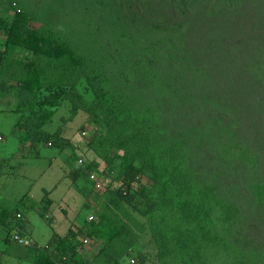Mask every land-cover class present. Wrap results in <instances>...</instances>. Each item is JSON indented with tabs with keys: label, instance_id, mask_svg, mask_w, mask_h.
<instances>
[{
	"label": "trees",
	"instance_id": "obj_1",
	"mask_svg": "<svg viewBox=\"0 0 264 264\" xmlns=\"http://www.w3.org/2000/svg\"><path fill=\"white\" fill-rule=\"evenodd\" d=\"M13 1L0 0V6L7 9ZM89 1L44 0L35 11L22 0L25 14L0 17L7 36L0 52V97L11 53L41 34L35 50L42 33L51 30H31L30 19L42 13L51 20ZM104 2L94 0L88 8ZM118 13H106L101 21L104 44L92 43L84 54L68 48L54 58L35 52L31 65H17L24 77L13 92L15 133L20 142H68L44 127L70 102L68 121L83 109L100 128L87 146L107 172L115 170V180L145 174L154 183L126 194L110 189L103 196L99 220L86 228L100 242L91 262L80 253L82 242L72 229L42 257L24 246L11 255L19 259L14 252L27 249L34 264H60L64 256L67 264H120L149 228L158 264H228L225 256L232 264H264V0H122ZM205 27L210 29L203 37L189 36ZM42 41L45 50V35ZM83 80L91 100L79 90ZM77 159L70 156L73 167ZM96 169L87 161L83 170L72 171L73 187L85 200L93 199L86 174ZM135 203L144 207L147 224L128 211ZM255 223L256 236L249 234ZM244 241L252 245H239ZM145 262L141 254L140 264Z\"/></svg>",
	"mask_w": 264,
	"mask_h": 264
},
{
	"label": "clouds",
	"instance_id": "obj_2",
	"mask_svg": "<svg viewBox=\"0 0 264 264\" xmlns=\"http://www.w3.org/2000/svg\"><path fill=\"white\" fill-rule=\"evenodd\" d=\"M24 1H25L24 3L25 4L27 3L28 6L29 5L30 7L32 6L35 11L45 6L44 0H24ZM93 3L94 0L92 2L89 1L87 4H84L82 6L80 5V9H78L77 11L64 9L62 13H60L58 16H56L54 19L51 20H48L47 14L45 19L43 20V15H41L42 13H40L38 19H32V20L30 19L29 27L33 31L36 29L45 28L47 25L51 26L50 31L42 33V37L43 35L47 37L48 45L44 50L43 49L44 42L42 41V37H41L40 42L38 43L36 49L33 50V46H35V42L39 39L41 35L40 34L24 42L26 49L16 48L11 53L8 60L6 61L4 75L1 77V85H2L1 89L6 91L4 92L5 95L0 97V107L3 111H7V112L12 111L13 114H16L15 108H16L17 100L16 97L13 96L14 95L13 92L21 89L23 84L22 78L24 77L22 71L17 67V65L22 63H26V64L32 63L35 57V52L36 53L44 52L46 56H51V58H54V57H61L68 48L74 50L75 54H77L78 50H80V53L83 52L84 54L92 43L95 44L103 43L100 37L101 21L104 22L105 17L107 16L106 13H109L113 18L119 16L118 10L121 7L122 0H105L104 4H102L101 6L94 4V8L89 9L88 7L91 6ZM20 14H25V9L22 5V0H14L10 5H8L7 9L0 6V17L6 15L15 17L16 15H20ZM45 20L48 23H44ZM88 25H89V30L86 29ZM76 26H80L83 28L81 32L83 43L81 42L79 35L75 34L74 36H72L71 34L74 27ZM109 27L111 28V26ZM6 39L7 36L0 30V52L6 49V45H5ZM100 47L103 46L100 45ZM97 51L107 54L106 52L103 51H99V50ZM15 73H18L21 76H14ZM79 88H80L79 90L82 92V94H84L87 100H91L94 98L92 92L87 90V82L85 80L81 82ZM85 92L88 93L91 96V98H88ZM2 105L4 107H2ZM67 105L69 106L70 109L69 111L71 112L72 104L69 102V104ZM81 111L85 112L88 115L87 123L84 125L83 129L79 131L81 122L79 125H77L76 128V131L80 133V137H79L80 138L79 140L81 141L80 143H82L83 146L86 147V149L82 154L79 153L80 149L76 148L77 140L71 137L72 130L70 133V130L68 129V132L69 134H71V136H65L63 128H60L54 132L48 131L46 127L53 119L50 122H48L44 127L46 133L54 134L55 136H57V133H59L61 137L68 140V142L63 141L62 139H59V141H55V140L43 141L44 143H46L48 146L57 145L58 148H60L61 150H65V149L73 150L70 155H69V150L66 151V155L64 156V161L69 171V176L71 178L72 186L74 183L73 177L71 175L72 171H74V169L76 170L79 168L83 170L84 163L87 161L95 162L97 164L96 170H90L86 174V177L88 178L87 181L88 182L90 181L92 183L91 188L93 189L92 190L93 194L97 198H99L100 196L103 198V196L110 189L122 190L124 194H126L131 191L139 192L144 187L152 186L154 180L145 174H139L136 177L131 178L129 180L130 182L129 183L126 180H115L113 177V175L115 174V170L111 169L108 172L106 171L107 165L105 164L103 159L99 158L94 152V150L87 146V144L89 145V141L92 138V136L95 133L96 134L100 133L99 132L100 128L90 120V114L88 113L87 110L81 109ZM81 111H79V113ZM69 122L70 121H68L67 118L64 121V126L67 125ZM15 123L16 126H18L19 120L17 118V114H16ZM16 126L14 128V134L19 144L18 150L20 148V145H22V143L29 144L31 146L38 145V143L33 144L31 141L20 142L17 134L15 133L16 131L19 130ZM68 128H71V126H69ZM102 131L105 132V129H103ZM88 135L89 138H87ZM4 140H5V136L3 134H0V141H4ZM17 152L18 151H16L15 154ZM118 153L122 154L123 151H118ZM15 154L10 153L2 156L0 159L2 164H0V166L9 165L11 158L15 156ZM72 154H75L76 157L78 158L75 167H73V165L69 161V158ZM15 167H16L15 165H12L11 170H14ZM146 182H148L149 184H146ZM48 188H50V190H47ZM41 190L44 191L41 197L30 196L29 192H26L22 196L17 198V203L19 206L15 204L13 198L8 199L7 197H3L0 195V199L14 202V207H11L13 203L0 202V212H2L0 213L1 216L0 224L2 225L0 227L2 231L0 233V241H1L0 264H20V260L14 257L13 255H11V253L17 250L16 248H20L22 246L36 248L38 250V254L35 255L34 257L38 258V255L42 257L44 251L50 247L51 243L59 237L67 236L70 232V229L77 231L79 233L78 238L82 242V245L79 247V251L82 254L83 258L85 259L88 257L91 258L92 254H94L98 250L99 246L96 248L94 245H99L100 242L91 239L86 234V228L88 223L99 220L95 210L94 209L92 210V208H90L92 206L93 199L91 198L89 200H85L84 197H82V195H80L79 192L76 189H74V191L77 192V199H74L73 203H69L67 196H64L63 193H58V185H51L49 187L43 186L41 187L40 191ZM35 197H37L38 199H36ZM63 200L65 201L62 203ZM136 205L141 206L140 204L135 203L134 205L135 208ZM143 208L144 207L141 206L139 210L141 211V209ZM83 210H86L88 212L85 218V223L78 224L77 218L80 212ZM128 211L132 215L134 214V212H131L129 209ZM38 215H40L42 219L45 220L47 224L50 225V231L52 232L51 233L52 236L47 242H45L44 238L41 237V233H39V231L38 233H36L38 227L39 226L41 227L42 225ZM143 221L146 223L145 220ZM61 224H65V225L63 227H60ZM254 225H256V223ZM150 235L152 238V234ZM226 240L228 241L227 238L225 239V241ZM42 242L45 243L43 244ZM11 243L15 244V246L12 247L10 245ZM92 243L94 245L90 247L91 249L86 250V248L89 247ZM239 245L248 247L251 246L252 244L244 241ZM133 248L137 250L136 248L138 247L135 246L132 247L129 250V252L122 258L120 264H140L141 253L136 254L137 252L135 253ZM155 250H156V264H158V257H157L158 250L156 247V243H155ZM4 252H7L9 257H13L12 261L14 262H10L9 258L5 257L6 255L5 256L2 255ZM69 260H70L69 257L64 256L62 260L63 262L60 264H67L66 262ZM225 260L228 264H232L234 262L232 257L225 256ZM88 262H91L90 259L88 260ZM75 263L84 264V262H82L81 259L76 260ZM30 264H34L32 260ZM144 264H148V261L146 260Z\"/></svg>",
	"mask_w": 264,
	"mask_h": 264
},
{
	"label": "rangeland",
	"instance_id": "obj_3",
	"mask_svg": "<svg viewBox=\"0 0 264 264\" xmlns=\"http://www.w3.org/2000/svg\"><path fill=\"white\" fill-rule=\"evenodd\" d=\"M243 22L249 24L252 22V19L247 21L243 20ZM82 29V27L76 26L74 27L71 34L72 36H74L75 34L79 35L81 42L83 43L81 34ZM209 29L210 28L205 27L202 29V31L195 32L193 34L191 33L189 36H192V38H201ZM218 34L219 33H216L214 38H216ZM197 42L201 43V41ZM85 94L88 98H91L88 93L85 92ZM2 107L4 106L2 105ZM69 110L70 109L67 104H64L62 107H60L56 112L53 120L47 125L46 129L48 131L54 132L60 128H63L65 136H71V134H69L68 132V129L70 130V133L72 130L71 137L77 140L76 148L80 149L79 153L82 154L86 147L83 146L82 143H80V133L76 131V128L77 125H79L81 122L79 131L83 129L84 125L87 123L88 115L85 112L81 111L74 118V120L70 121L67 125L64 126V121L69 116ZM15 120L16 114H13L12 111H3L0 107V134H3L5 136V140L0 141V159L6 154H15V152L18 151L15 156L11 158L9 165L0 166V195L3 197H7L8 199L13 198L15 204L18 205L17 198L22 196L24 193L29 192L30 196L41 197L44 192L43 190L40 191L41 187L58 185V193H63L64 196H67L69 203H73L74 199H77V192L73 189V186L71 184V178L69 176V171L64 161L66 151L69 150L70 155L73 150H61L60 148H58L57 145L48 146L44 142L33 146L22 143L18 150L19 144L14 134V128L16 126ZM69 126H71V128H68ZM87 138H89V135ZM0 164H2L1 160ZM12 165L16 166L14 170H11ZM146 184L149 183L146 182ZM47 190H50V188H48ZM35 198L38 199L37 197ZM101 200V196L97 198L93 194L92 206L90 208H92V210L94 209L96 213L100 209ZM64 201L65 200H63L62 203ZM0 202L13 203L11 207H14V202L5 201L2 199H0ZM138 207L141 208V206L139 205H136V208L135 206L128 208L131 212H134L133 215H135L137 218H140L141 220H145L147 223V219ZM87 213L88 212L86 210L80 212L77 218L78 224L85 223ZM38 217L42 225L41 227H38L36 233H38L39 231V233H41V237H43L45 242H47L52 236V232L50 231V225L47 224V222L43 220L40 215H38ZM64 225L65 224H61L60 227H63ZM150 232L151 230L147 228L145 233L142 235L141 244L138 246L140 250L138 248H136L138 251L134 248L133 250L135 251V253L137 252L136 254L143 253L146 257V260L148 261V264H156L155 243H153L152 241ZM258 233L259 231L256 225L250 226L249 234L256 236L258 235ZM45 242L42 243L44 244ZM92 245L94 244L92 243L89 247L86 248V250H90V247ZM94 246L97 248L99 245ZM4 253L2 255H6L5 257L9 258L10 262H14L12 261L13 257H9L7 252ZM14 253L19 255L20 264H30L32 258L31 252L29 250L26 249L21 254L20 252Z\"/></svg>",
	"mask_w": 264,
	"mask_h": 264
}]
</instances>
